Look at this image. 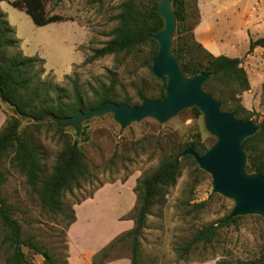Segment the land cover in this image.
<instances>
[{
	"label": "rangeland",
	"instance_id": "374dc122",
	"mask_svg": "<svg viewBox=\"0 0 264 264\" xmlns=\"http://www.w3.org/2000/svg\"><path fill=\"white\" fill-rule=\"evenodd\" d=\"M13 1L0 0V11L13 29L16 50L44 60L39 80L62 88L60 93L64 99L70 98V84L65 75L77 79L85 99H91L93 90L99 84H107L111 77L115 80L116 100L128 97L131 104H138L135 90L139 87L145 90L146 98L155 95L160 82L144 63L147 46L135 54L91 58L92 50L109 39L110 30L116 24L113 16L122 0H45V14H57L63 19L44 25H35L23 10L12 6ZM243 2L240 0L238 5ZM256 36L264 35L258 33ZM236 50L230 51V56H238ZM241 59L244 60V55ZM244 67L249 73L251 87L249 85L237 96L234 105L242 108L248 119L258 123L264 117V63L263 66L246 64ZM46 91L49 97L54 94L52 88ZM12 115L11 108L0 101V128ZM31 121L20 117L19 128ZM65 127L84 153L87 169V177L80 186L65 191L61 197L65 216L46 209L36 191L27 185L24 175L7 159L1 163L6 179L0 186V194L10 205L22 236H32L56 264H64L66 260L68 226L65 225L72 213L74 215L76 205L103 187L93 200L78 208L79 223L71 231V239L77 246L90 249L99 238L116 232V219H126L130 215L136 180L151 173L162 155L174 152L195 133L206 148L215 140L205 129L202 114L194 116L190 108L179 111L163 123L145 117L120 128L111 113H104L81 121L78 134L72 127ZM52 132L51 127L41 125L34 135L44 174L49 171L58 151ZM210 180L209 174L199 169L194 161L191 163L190 159L180 156V173L174 185L165 190L162 201L151 206L145 217L139 237L138 264H254L261 257L264 252L262 219L248 214L239 216L235 222L219 225L217 221L227 215L233 201L212 193ZM212 222H217L218 227L210 242L196 243L186 252L179 250L197 228ZM23 251L30 264H48L43 262L41 254L25 247ZM123 252L129 254L127 240L117 243L109 255ZM4 258L0 246V264H6Z\"/></svg>",
	"mask_w": 264,
	"mask_h": 264
},
{
	"label": "trees",
	"instance_id": "16d2710c",
	"mask_svg": "<svg viewBox=\"0 0 264 264\" xmlns=\"http://www.w3.org/2000/svg\"><path fill=\"white\" fill-rule=\"evenodd\" d=\"M45 0H15L12 6L23 10L35 25H44L63 18L57 14L46 15L44 12ZM60 1V0H57ZM158 0H122L118 12L113 16L116 24L110 30V37L100 47L92 50L91 58L105 55L135 54L143 46H147V55L144 63L150 69V56L156 50V43L150 35L162 26V20L157 13ZM174 13L175 25L171 39V53L178 59L179 67L185 76L197 73H209L202 84V89L214 98L221 100V109L233 112L237 119H248L242 113L243 109L234 105L237 96L248 89L249 83L246 71L238 57L225 55H212L206 51L193 37L192 28L198 19L195 0H169ZM17 40L13 38V29L7 23L4 13L0 11V101L7 104L14 115L9 117L0 128V186L6 177L1 169L4 159L24 175L27 185L34 191L41 204L50 212H58L65 216L61 207V197L65 191L72 187H79L87 177L84 153L79 147L76 138L66 131V127H58L49 118L42 119L44 115L68 117L75 111H86L96 107L103 101L118 103L129 102L128 97L115 99V80L109 78L107 84H99L92 92L91 99H85L75 77L65 75L70 84V98L64 99L62 88L48 82L39 80L43 72L44 60L36 55H23L16 50ZM259 46L264 49V36L249 39L247 52ZM156 78V77H155ZM159 85L151 99L163 96L164 78H157ZM52 88L54 94L49 97L47 89ZM137 99L145 97L142 87L136 90ZM136 104V103H134ZM194 116L200 114L195 108H190ZM24 117L32 120L19 128V119ZM257 131L243 139L242 148L246 152L245 169L248 172H259L264 176V117L258 122ZM41 125L52 128V135L58 143L53 162L47 173H43L39 147L35 143L34 135ZM83 131H81L80 134ZM186 145L201 153L206 147L200 140L198 133L174 152L162 155L154 170L136 180L132 191L135 201L132 211L127 217L132 221L130 229L113 238L91 258V264H100L108 257L109 252L117 243L127 240L129 246V263L138 264L139 237L144 227L145 217L151 206L162 201L165 190L174 185L180 173V152ZM183 158L193 160L185 155ZM219 219L218 224L235 222L239 216ZM74 220L70 216L66 227ZM217 222H212L197 228L191 237L184 241L179 250L186 252L196 243H208L216 233ZM0 246L5 253L6 264H30L23 247L33 253L44 254V263L56 264L47 251L37 244L32 236H22L20 225L12 216L10 205L0 194ZM264 252L254 264H263ZM66 263V260L64 261Z\"/></svg>",
	"mask_w": 264,
	"mask_h": 264
},
{
	"label": "water",
	"instance_id": "95a60500",
	"mask_svg": "<svg viewBox=\"0 0 264 264\" xmlns=\"http://www.w3.org/2000/svg\"><path fill=\"white\" fill-rule=\"evenodd\" d=\"M156 10L162 26L150 35L157 47L149 61L153 76L165 79L161 98L143 97L133 105L107 100L86 111L77 110L68 117L47 114L42 119L49 118L58 127L70 126L78 134L81 121L104 113H111L114 121L123 128L145 117L163 123L179 111L195 107L202 114L205 129L215 140L201 153L186 145L180 156H190L199 169L209 174L212 193L232 199L233 205L225 219L254 214L264 223V176L246 171V152L242 148L243 139L253 135L259 123L237 119L233 112L223 111L221 100L202 89L209 73L191 76L182 73L178 59L171 53L175 18L169 0H158ZM41 255L44 257L43 253Z\"/></svg>",
	"mask_w": 264,
	"mask_h": 264
},
{
	"label": "crops",
	"instance_id": "0c3cea01",
	"mask_svg": "<svg viewBox=\"0 0 264 264\" xmlns=\"http://www.w3.org/2000/svg\"><path fill=\"white\" fill-rule=\"evenodd\" d=\"M195 0L198 19L192 28L194 39L210 54L238 57L243 68L246 64L263 66L264 49L256 46L247 52L249 39L257 38V34L264 35V0ZM251 5V7H250ZM234 7V8H232ZM250 10V11H249ZM248 11L251 15L248 14ZM262 37V36H261ZM237 49L235 55L230 56V51ZM243 53V54H241ZM248 83L251 80L245 69ZM103 188V187H102ZM97 189L91 198L83 200L74 207V220L68 225L66 236V263L67 264H91L92 256L102 247L108 244L119 232L131 228L132 221L128 218L116 219L117 230L112 234L103 236L92 244V248L83 249L77 246L71 239V231L79 223L78 208L81 204L93 200L100 189ZM129 256L121 253L117 256L108 255L100 264H128Z\"/></svg>",
	"mask_w": 264,
	"mask_h": 264
}]
</instances>
